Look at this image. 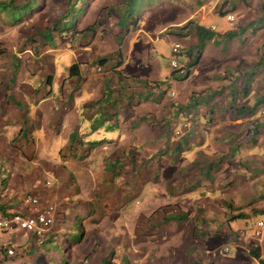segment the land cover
<instances>
[{"label":"crops","instance_id":"obj_1","mask_svg":"<svg viewBox=\"0 0 264 264\" xmlns=\"http://www.w3.org/2000/svg\"><path fill=\"white\" fill-rule=\"evenodd\" d=\"M79 1L85 8L74 25L58 32L46 28L23 48L22 38L31 34L0 19V28L12 34L6 40L0 33V212L27 211L20 202L26 193L57 207L54 225L41 235V243L34 234H18L7 247L19 245L26 255H10V262H5L65 264L69 252L88 248L95 256L135 254L142 264H259L249 248L264 259V232L256 241L247 236L241 245L228 242V250L222 252L235 228L252 225L245 217L227 219L229 192L222 186L243 171L236 172L233 164L242 155L263 153L254 141L261 137L264 121L250 122L251 132H258L253 140H236L250 127L246 116L252 114L237 115L235 110L253 106L251 87L261 78L248 76L252 70L238 66L244 60L251 67L260 64L257 50L264 35L254 39L264 34V0H199L192 10H180L171 20L153 18L151 23L149 16L128 20L121 15L122 0ZM111 3L114 11L100 8ZM99 9L103 11L98 16ZM213 12L232 13L234 26L216 31L215 25H205ZM196 26L210 35L200 47ZM238 31L252 32L241 44L250 49L245 58L240 53L230 57L228 63L233 59L229 64L235 66L230 70L227 60L220 58L214 61L216 71H205L194 88L185 86L180 94L173 90L169 95L167 88L175 79L168 67L172 43L180 44L177 60L191 65L190 70L208 45L230 41ZM160 33L170 40L158 56L152 48ZM65 54L70 62L53 69ZM101 58L104 62L97 64ZM72 63L77 70L68 75ZM155 82L164 90L159 98L151 91ZM234 87L241 95L245 88L251 91L226 102L224 97ZM192 96L197 101L189 110ZM179 113L189 117L179 118ZM200 118L206 123L203 131ZM185 119L195 121L191 125L197 135L181 128L183 122L188 124ZM177 128L185 134L174 137ZM230 203L235 207V200ZM222 222L223 236L201 228ZM85 225H107L113 235L103 240L94 231L85 234ZM55 248L61 251L60 262L53 259Z\"/></svg>","mask_w":264,"mask_h":264},{"label":"rangeland","instance_id":"obj_2","mask_svg":"<svg viewBox=\"0 0 264 264\" xmlns=\"http://www.w3.org/2000/svg\"><path fill=\"white\" fill-rule=\"evenodd\" d=\"M12 1L18 4V3H21L23 0H12ZM204 1L208 2L207 0H204ZM73 2L74 0H36L35 6L32 9L31 13L27 17H25V19H23L20 23L16 24L17 28L23 31L22 33H25L26 31L29 34H31V36H26L22 38L21 48H23L26 44L30 43V41L36 42V40H38V34L43 32L46 28L48 29L50 28L51 30L54 29L55 31L58 32L61 30L62 27H69L73 23L75 24V21L78 19V16L82 15V12L85 6L82 7V4H80V1H79V2H76V4H74L72 8L70 7L69 9L68 8L69 5H71ZM123 3L124 4L126 3V4L124 5ZM199 3H200L199 0H122L121 2L118 3V12H121V15H123L128 20L134 18V15L136 16L138 15L139 19H142V17L148 18L147 16H149L148 22L151 23L154 21L153 18H159V20H162L163 18L170 19V17L176 14V12L180 10L182 11L192 10ZM112 7L114 6L111 3L108 6L106 5L100 8H103V9L106 8L107 10L105 9L104 12L109 13L110 11H114L112 10ZM103 9L101 10L99 9L100 13L101 11H103ZM103 16L104 15L102 14L100 17L102 18ZM65 18H66L65 20L66 22L63 21ZM3 19L7 20L8 18L3 17ZM223 21H225V14L218 15L217 13L213 12V13H210L206 17L203 23L207 26L210 24L215 25L217 27L216 31L226 29L228 26L230 28L234 26V21L232 23L227 22V26L223 28L222 27ZM34 30L36 32H34ZM4 31H6L5 28H0V33L3 32L5 39L9 38V36H12V34L10 33L7 34ZM35 33H37V35ZM251 33L252 32L250 31H248L247 33H243V31L242 32L238 31L235 34L231 33L232 34L231 37H233V39L230 41L224 40L222 41V43H219L218 45H213V46L208 45V47L210 48H208L205 51L206 54L204 53V56L200 59V62L197 65L192 66L190 68L187 78L184 80L173 79L171 81L170 87L167 88V91L171 89L180 94L182 92V89L185 86H188V88H194V85L202 81L201 78L203 77V74L205 73V71H209V70L211 71L212 69L213 71H216V68H218L219 66H214V61H218L220 58L227 60L225 64H227L229 61V58L235 55L236 53L242 54V57L245 58L246 54L250 51V49L248 48V45H246L245 48H241L242 47L241 44L244 42L243 39L245 38V36H247L246 34H248V36H251ZM263 35H264L263 33L258 34V35L255 34L254 41H258V39L262 37ZM14 37L15 39H17L16 35H14ZM231 37H227V38L229 39ZM169 40H170V37L166 35L165 33L164 34L160 33V35H158L157 44H154L152 48V49H155L154 51L158 53V56H159V51H161V48L163 50V53L166 52L169 46L168 45ZM248 40L250 39L246 38L245 42H247ZM0 44L2 45L3 42L0 41ZM257 56L260 58V64L257 63L251 67L252 64L248 65L247 60H244L238 66V68L241 71H243V67L245 69L248 68V70H252V72L248 74V76L253 75L254 77L259 74V76L261 77V78H258V81L256 82V84L251 87L252 91L250 89L248 90V88L250 87V85H252V82H254V80H252L249 83L248 88L244 89V91L242 92V95H241V91L237 90L234 87L233 90H231L230 93L227 94L228 96L224 97V100L226 102H230V101L232 102L233 100L236 99L235 94H238V97L241 96L242 98H245L246 96L249 95V92L251 91L253 92V95L251 94V96H253L252 105H254V103L256 102V99H263L262 102L256 105L253 114L249 117L246 116V118H249L248 124L250 125V127H246V130L245 132H243V135L239 134L236 137V140L237 139L242 140L244 138L248 139L251 136L250 134L251 128H252V124L254 123H250V122L256 123V122L264 121V113L260 112L264 108V47L262 45L257 50ZM61 58L62 59L58 60V63H55L53 65V69L55 68L56 64H62V63L64 64V63L70 62L67 54H65V56H61ZM231 61H233V59ZM229 63L227 64L226 69L230 70L232 69V67H235L234 65L229 64ZM213 73H216V72H213ZM239 79L240 77H236V79L234 80L237 88L240 87V82L238 81ZM159 81H160L159 82L160 86L165 88L166 84L164 80H159ZM54 88L56 90L57 85H55ZM235 89H236V92H234ZM202 90H205V89H202ZM195 93H196L195 94L196 96L198 95L200 96V93L202 92L197 91ZM196 101H197L196 97L192 96L190 99V102L186 105L187 108L189 110H191L190 107L192 106L193 108H195L194 104L196 103ZM179 115H180L179 118L189 117L187 114L185 115L183 113H179ZM191 121H192V124H196L195 121L192 119L190 121H187L189 126L185 130V133H188L189 135L194 136V135H197V132L194 133L193 127L191 125ZM199 122H200L199 129L203 131L204 125H206V123L204 122L203 118H200ZM261 133H262L260 134L261 137L258 138V140L256 138L254 143H256L257 141L259 145V149L262 150L263 153H259V154H256L255 156H250V157L247 155H242L243 157L239 159L237 162L235 163L232 162L238 168L236 172L237 171L240 172L241 169H243V171L241 173H238L237 176L234 175L232 179L229 178L228 181H225L222 186L223 189L229 192V196L227 195L226 197V198L229 197L227 199V202L228 201L232 202V200H235V203H234L235 207H233V210L231 211V213L236 214L238 212H242L245 215V218L247 219L246 220L247 225H250L252 223V225L247 228L246 227L235 228L232 231L231 236L229 235L226 239V244L224 247H227V248H228L227 246L228 242L232 241L233 245H241L244 242L245 237L248 236V238L253 239L250 237V233H251V230L255 227V223L257 221H262V224H263L261 228L260 236H262V233L264 232V129L262 130ZM254 147L255 145H252L251 149H254ZM239 174H241V176ZM30 195H35V194L30 193ZM22 196L20 198L21 204H23L21 201ZM24 205L23 207L27 209V211H25L24 213L27 215L33 214L35 210L44 208L47 206H50V207L54 206V213H55V210L57 208V207L55 208V204L53 201H49V202L45 201V203H43L40 200V198L36 205H32L28 207H26V204ZM53 221H54V214H53ZM242 221L243 220H235V222H238V223H242ZM53 225H51L42 234L44 235L45 233L49 232ZM81 228L86 229L84 232L85 234H90L92 231H94L95 233H97L95 234V236H97L98 238H103V240L105 239L108 240L109 236L113 235L111 233V230H109V226L107 225L106 226L101 225L98 227V229H93L92 227L87 226V225ZM201 228H207L208 232L211 235H222L223 236L225 233L224 231L222 233L220 229L223 228L224 230H226V224L224 222H222V224L221 223L212 224V225L208 224V227H201ZM241 230H243L244 232V235L242 236L238 234L239 231ZM20 232L21 231L17 230L11 233H0V249H2L0 250V264H3V263L9 264L5 262L6 261L5 258L7 259L8 262H10V259H11L10 255H8L7 257H4L6 248L13 249L12 256L17 253L26 255L24 250L21 249L19 245H15L14 247L13 246L7 247L9 245L8 242L11 241V243H14L15 240H13V238L15 239V237L18 234H22V232L21 233ZM41 235L40 237L37 236L39 238L38 242L41 241L40 238L43 236ZM84 243L85 241L83 242V244ZM223 248H222V252H226V251H223ZM84 252H88V254H84ZM53 253H54L53 259L55 261L60 262V256H61L60 249L55 248ZM66 259L67 260L65 264H142L141 258L135 254L133 255L132 258L130 257V254L127 257L125 254L119 255V253L116 254L114 252L112 253L108 252L103 255L99 254L98 256H95L91 254L88 248L87 249L81 248V249L75 250L74 252H69ZM51 263L52 262H49V264Z\"/></svg>","mask_w":264,"mask_h":264},{"label":"built area","instance_id":"obj_3","mask_svg":"<svg viewBox=\"0 0 264 264\" xmlns=\"http://www.w3.org/2000/svg\"><path fill=\"white\" fill-rule=\"evenodd\" d=\"M225 19L227 22L232 23L234 20V15L230 12L225 13ZM180 44L178 42L172 43L170 46V53L168 56V67L171 73L174 74V78H180L186 73V67L179 63L177 60V55L179 53ZM101 67L99 65L95 66V71L99 72ZM154 92L155 97L161 96L163 93L159 90L156 84L151 88ZM169 95H174L173 90L168 91ZM264 113V109L260 111ZM188 124L183 122L181 128H187ZM182 129L177 128L172 131V135L177 137L181 135ZM194 133L196 129L193 128ZM48 184V182H45ZM22 205L26 204V207L36 205L39 201L38 196L30 195L26 193L22 196ZM25 206V205H24ZM54 206L44 207L37 209L33 214H25L24 212L14 211L9 214H3L0 212V233H11L14 231H21L26 234H34L35 236H40L45 230H47L53 223ZM262 221H257L255 227L251 230L250 237L253 240L257 239L261 235ZM240 236L244 235L243 230L238 233ZM228 248L224 247L223 251H227ZM13 250L11 248L5 249V255H12Z\"/></svg>","mask_w":264,"mask_h":264},{"label":"trees","instance_id":"obj_4","mask_svg":"<svg viewBox=\"0 0 264 264\" xmlns=\"http://www.w3.org/2000/svg\"><path fill=\"white\" fill-rule=\"evenodd\" d=\"M77 1H79V0H74V2L71 5H69L68 8L69 9H70V7L72 8V6L74 4H76ZM35 3H36V0H23L21 3H18V4L14 3L12 0H0V19L3 17H7L9 19V21H11V22H15V23L21 22L23 19H25V17H27L31 13L32 9L35 6ZM100 10L98 11V15L100 13ZM225 13H223V14H225ZM96 22H94V23H96ZM188 23L189 22L184 24V26L186 27L188 25ZM194 29L196 32V36L198 38V46L200 47L202 45L204 39L209 38L210 35H208L206 33V30H203V28H201L199 26H196ZM229 35H231V33ZM262 46L264 47V44ZM104 60H105V58L98 59L96 61V63L102 64L104 62ZM184 66L186 67V73L182 77L177 78L178 80H184L188 76L189 67L191 65H184ZM76 70H77L76 63H72L67 67L66 71H67L68 75H73L76 73ZM155 84L157 86H159L158 82H155ZM163 92H164V90L161 91V93H163ZM159 97L160 96H157V98H159ZM262 101H263V99L256 100L254 105L251 107H245V106L238 107L235 110L236 114L237 115H242L243 113H247L249 115L253 114L255 106ZM257 133H258L257 130L252 131L250 139L253 140ZM225 206H226L227 210L229 211V215L227 217V219L229 221H232L234 219H242L245 217L242 212H238L236 214H231L230 212L233 210V208L231 207V203L229 201L226 202ZM249 252L258 261L259 264H264V259L259 258V256L256 254L254 249L249 248Z\"/></svg>","mask_w":264,"mask_h":264}]
</instances>
